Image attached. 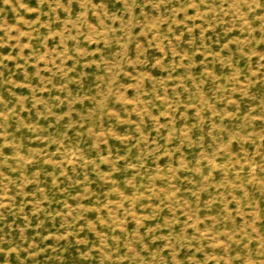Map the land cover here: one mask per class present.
I'll use <instances>...</instances> for the list:
<instances>
[{
    "label": "rangeland",
    "instance_id": "rangeland-1",
    "mask_svg": "<svg viewBox=\"0 0 264 264\" xmlns=\"http://www.w3.org/2000/svg\"><path fill=\"white\" fill-rule=\"evenodd\" d=\"M0 264H264V0H0Z\"/></svg>",
    "mask_w": 264,
    "mask_h": 264
}]
</instances>
